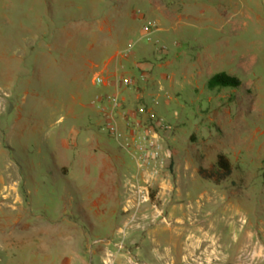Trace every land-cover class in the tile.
Instances as JSON below:
<instances>
[{
	"label": "rangeland",
	"instance_id": "obj_1",
	"mask_svg": "<svg viewBox=\"0 0 264 264\" xmlns=\"http://www.w3.org/2000/svg\"><path fill=\"white\" fill-rule=\"evenodd\" d=\"M173 1L183 36L154 31L137 0H0V264H104L107 252L114 264H140L147 231L175 226L164 192L179 180L196 182L184 203L209 211L211 232L264 217V0ZM234 8L242 12L230 16ZM123 45L124 56L148 51L136 58L153 65L152 80L137 70L143 89L133 66L108 65ZM217 72L240 84L209 88ZM126 77L134 85H122ZM112 82L141 94L132 116L151 112L171 126L140 206L131 201L135 159L98 114L97 99L117 95L101 88ZM220 153L232 173L219 187L198 170Z\"/></svg>",
	"mask_w": 264,
	"mask_h": 264
},
{
	"label": "crops",
	"instance_id": "obj_2",
	"mask_svg": "<svg viewBox=\"0 0 264 264\" xmlns=\"http://www.w3.org/2000/svg\"><path fill=\"white\" fill-rule=\"evenodd\" d=\"M137 2L141 5L142 14H145V17L147 16L150 18L149 20L157 24V29L154 31L159 33L168 32L172 36H183L185 22L181 20L180 15L175 17L174 14L177 13L178 9L174 7L173 0H137ZM220 10L221 13H226L224 8L220 7ZM241 12L242 9L234 8V13L230 16H235V14ZM140 30L142 32L141 26ZM143 36L141 34V37ZM117 43L119 44L120 42ZM125 48L123 45L122 49L115 51V56L112 55L108 59V65L114 62L116 68L133 66L134 68L128 69L127 73L134 75L137 83H139V88L143 89L148 84L138 82L140 80L138 79L137 70L145 69L141 73L145 78H148L150 76L149 71L153 68V65L140 63L136 58L138 56L147 58L146 53L148 51L145 47H141L136 52L130 51L127 56H124ZM168 64L169 61L167 60L163 64H158V66L161 67ZM149 78L152 80V76ZM101 88L120 96V107L116 111V117L118 125L124 127L123 112L127 113L129 119L133 118L134 116L131 114H133L134 109L140 106L141 94L136 92L135 90L137 89L134 87L118 88L113 82L107 83ZM141 117L144 120L147 115L143 114ZM94 121L98 123L101 120L95 118ZM98 139L100 138L96 137L95 141L98 142ZM101 145L105 146V148L101 149L102 151L112 153L106 143ZM119 166H121L120 163ZM111 168L109 172L116 169L112 165ZM88 169V166H86L87 172H89ZM195 183L189 180H179L175 186L167 188L164 192V209L166 215L175 226L161 228L155 225L147 231L149 239L148 250H144L141 245L138 247L137 253L146 258V261H144L139 257L140 264H264V217H254V221L249 226L232 223L226 232H211L210 229L203 225L204 215L208 214L209 211L204 213L202 204L193 206L189 201L186 204L184 203L185 199L190 195L187 186L189 184L196 185ZM210 183L219 187L223 184L222 182L216 184L212 181ZM116 187H119V183ZM231 195H234V193L231 192ZM227 196L228 199L231 198L229 195ZM222 198L225 199L224 194Z\"/></svg>",
	"mask_w": 264,
	"mask_h": 264
},
{
	"label": "built area",
	"instance_id": "obj_3",
	"mask_svg": "<svg viewBox=\"0 0 264 264\" xmlns=\"http://www.w3.org/2000/svg\"><path fill=\"white\" fill-rule=\"evenodd\" d=\"M152 24L150 22L142 25L144 35L152 32ZM164 46L163 48H165ZM130 49L127 48L125 52ZM95 84H103L104 78L100 74L93 77ZM120 83L124 86L134 85L131 77L121 79ZM99 113L102 115L104 128L106 132L113 137L127 151H129L135 159L137 166L136 175L130 186L132 188L131 201L137 206L149 201L148 188L151 186L155 176L163 168L162 153V134L169 132L171 126L166 124L163 119L148 113L146 119L141 120L135 117L125 120L124 129L121 130L116 119V111L120 107V100L117 95L101 96L97 99ZM155 219L165 221L163 213L156 210ZM119 248H122L119 245ZM111 252H107L103 260L104 264H114V258Z\"/></svg>",
	"mask_w": 264,
	"mask_h": 264
},
{
	"label": "trees",
	"instance_id": "obj_4",
	"mask_svg": "<svg viewBox=\"0 0 264 264\" xmlns=\"http://www.w3.org/2000/svg\"><path fill=\"white\" fill-rule=\"evenodd\" d=\"M240 81L225 72H217L211 75L207 80V86L209 88L215 87H238ZM232 173V166L228 158L220 153L217 155L216 162L210 168H199L198 174L202 179L212 181L216 184L221 183L228 178Z\"/></svg>",
	"mask_w": 264,
	"mask_h": 264
}]
</instances>
